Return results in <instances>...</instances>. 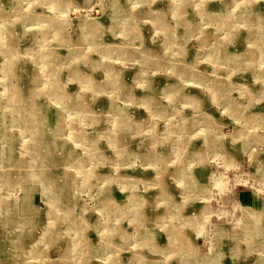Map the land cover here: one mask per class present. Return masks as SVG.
<instances>
[{
    "label": "rangeland",
    "instance_id": "rangeland-1",
    "mask_svg": "<svg viewBox=\"0 0 264 264\" xmlns=\"http://www.w3.org/2000/svg\"><path fill=\"white\" fill-rule=\"evenodd\" d=\"M0 264H264V0H0Z\"/></svg>",
    "mask_w": 264,
    "mask_h": 264
}]
</instances>
